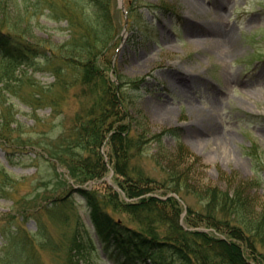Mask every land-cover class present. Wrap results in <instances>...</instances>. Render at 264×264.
I'll return each instance as SVG.
<instances>
[{
  "label": "rangeland",
  "instance_id": "1",
  "mask_svg": "<svg viewBox=\"0 0 264 264\" xmlns=\"http://www.w3.org/2000/svg\"><path fill=\"white\" fill-rule=\"evenodd\" d=\"M28 1L0 0L4 29L22 32L24 42L40 47L39 53L46 49L41 46L54 49L67 41L69 25L63 10L60 12L63 0H53L54 8L41 5L36 13L30 7L34 3ZM115 1L120 28L99 59L98 73L113 87L116 103L122 106L116 124L124 129L128 120H135L134 142L140 140L136 132L145 136L143 152L135 161L156 180L164 177L153 161L159 158L179 171L189 170L190 187L201 193L207 187L233 193L243 186L253 200L264 202V0ZM82 4L84 10H91ZM71 7L80 10L78 5ZM24 8L29 14H24ZM50 12L60 17L50 18ZM206 27L232 28L235 48L230 50L218 42L205 32ZM106 58L110 64H105ZM42 62L39 59L38 65L43 71L35 72L0 52V76L13 74L18 79L25 74L46 89L54 78ZM15 79L10 83L12 91L2 90L0 98V184H7L2 181L5 176L9 182H17L0 195L1 264H21L26 259L28 264H67L68 242L79 223L93 237L86 202L72 189L105 193L111 187L127 205L139 197L128 198L118 186L106 143L101 154L107 173L82 187L71 180L64 157L52 152L55 141L74 120H84L92 104L90 92L98 89L77 85L63 94L60 111L51 114L48 107L33 108L26 103L23 98L37 94L38 89L21 86ZM58 94V89L52 91L53 96ZM161 108L174 112L173 119H162ZM151 137H160L161 143ZM160 197H173L180 204L179 224L184 223L188 206L199 208L191 196L185 200L172 193ZM54 199L62 202L55 213L44 210L38 213L39 219L33 215ZM116 218L141 229L124 212ZM194 230L224 239L205 226ZM11 235L12 242H28L20 259L5 256L2 242ZM98 250L85 255V260L74 257L72 264H115Z\"/></svg>",
  "mask_w": 264,
  "mask_h": 264
},
{
  "label": "trees",
  "instance_id": "2",
  "mask_svg": "<svg viewBox=\"0 0 264 264\" xmlns=\"http://www.w3.org/2000/svg\"><path fill=\"white\" fill-rule=\"evenodd\" d=\"M29 1L34 3V7L30 4L34 13L41 5L45 4L48 8L55 6L53 0ZM84 2L90 11L84 10ZM21 4L22 7L25 5ZM73 4L78 5L80 10L71 7ZM62 10L69 25V38L54 49L41 46L46 48L41 53L40 47L34 48L24 42L26 36L22 32L11 28L5 30L0 24V52L21 61L35 72L44 69L38 65L41 59L43 67L54 78L53 83L44 89L25 74L18 79L13 74L0 76L3 86L0 98L3 97L2 90L12 91L10 83L15 79L21 86L28 84L38 89L37 94L23 98L26 103L33 108L48 107L51 114H57L63 94L66 95L70 89L77 85L98 89L90 92L92 104L84 120L75 119L55 141L56 147L52 148V152L64 157L62 162L71 180L82 187L107 173V163L101 154V147L106 143L109 148L107 156L113 163L111 168L119 180L118 186L128 198L139 197L135 203L127 205L118 200V193L111 187L105 193L86 188L72 189L86 202L93 237L79 223L80 228L74 229L68 242L67 264H72L74 257L85 260V255L90 256L98 248L101 255L115 264H264V202L253 200L246 187L242 186L233 193L229 190L215 192L207 187L205 193H201L196 187H190L189 170L179 171L164 164L162 159L155 158V167L164 175L163 179L156 180L135 161L134 157L143 152L142 136H145L136 132L140 140L134 142L135 120L132 123L128 120L124 129L116 124L122 114V106L116 103L113 87L98 73L101 66L99 59L120 28L117 27L116 1L63 0L60 12ZM27 13L24 8V14ZM58 16V13L54 16L52 12L49 14L50 18ZM104 61L105 64L111 63L107 58ZM55 89L59 91L57 96L52 95ZM159 139L153 141L161 143ZM178 146L181 148L180 144ZM7 178L5 176L2 180L7 184H0V195L17 184ZM157 191H161L158 196L154 195ZM170 193L182 200L188 196L197 200L199 208L188 206L182 224H179L180 204L173 197H160ZM61 203V200L54 199L33 215L39 219L38 213L44 210L52 215L62 206ZM122 212L137 220L141 229H134L116 218ZM40 223L37 227L39 232L42 231ZM202 226L219 233L224 239L213 233L194 230ZM12 237L2 242L5 256L13 255L20 259L26 253L28 242H12ZM21 264H28V260Z\"/></svg>",
  "mask_w": 264,
  "mask_h": 264
},
{
  "label": "bare ground",
  "instance_id": "3",
  "mask_svg": "<svg viewBox=\"0 0 264 264\" xmlns=\"http://www.w3.org/2000/svg\"><path fill=\"white\" fill-rule=\"evenodd\" d=\"M192 3H190L191 5ZM194 6V5H192ZM216 18H218L220 20V16L218 15ZM205 32H207L210 35H213L215 37V39L220 42L221 44H223L224 46H226L227 48H230V50L234 49V43H235V39H234V30L232 28H209L206 27ZM229 83V82H228ZM158 109V108H157ZM161 114L162 115V119L166 120L167 122H169L170 120H172L173 118L171 117L174 112L172 111H165L164 109H160Z\"/></svg>",
  "mask_w": 264,
  "mask_h": 264
}]
</instances>
